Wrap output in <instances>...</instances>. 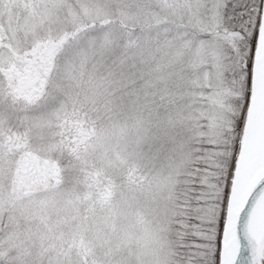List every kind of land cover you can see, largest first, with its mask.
<instances>
[{
	"label": "snow or ice",
	"instance_id": "6c2138e0",
	"mask_svg": "<svg viewBox=\"0 0 264 264\" xmlns=\"http://www.w3.org/2000/svg\"><path fill=\"white\" fill-rule=\"evenodd\" d=\"M0 264H264V0H0Z\"/></svg>",
	"mask_w": 264,
	"mask_h": 264
}]
</instances>
